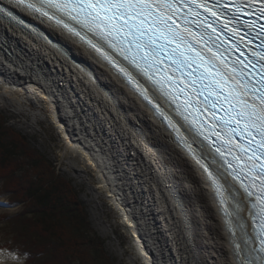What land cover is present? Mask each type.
Masks as SVG:
<instances>
[{"label":"bare ground","instance_id":"6f19581e","mask_svg":"<svg viewBox=\"0 0 264 264\" xmlns=\"http://www.w3.org/2000/svg\"><path fill=\"white\" fill-rule=\"evenodd\" d=\"M10 7L31 28L0 19V96L48 108L67 151L94 170L95 194L107 193L144 263L237 264L210 181L159 117L79 38ZM11 261L0 255V264Z\"/></svg>","mask_w":264,"mask_h":264},{"label":"snow or ice","instance_id":"6c2138e0","mask_svg":"<svg viewBox=\"0 0 264 264\" xmlns=\"http://www.w3.org/2000/svg\"><path fill=\"white\" fill-rule=\"evenodd\" d=\"M14 3L37 18L54 20L118 68L152 105L156 115L168 122L213 185L237 264H264V39L259 46L261 50L253 52L257 57L252 64L255 74L246 72L247 65L239 57L226 67L220 52L213 53L219 40L213 36L216 32L213 24L220 17H227L220 25L221 33L228 29L232 36L242 40V25L251 28L252 22L241 21V13L247 9L249 15L259 13L258 19H264V0H14ZM209 14L212 22H208ZM0 19L26 27L2 7ZM260 29L264 31V24H260ZM239 40L236 45L230 44L232 51H240ZM198 81L201 88L195 87ZM202 89L208 94L203 95ZM210 97L212 109L218 102L221 105L223 115L218 118L207 107ZM166 107L187 125L191 141ZM205 113L214 121L213 126L220 129L215 132L216 139L205 134L202 124H197L196 117ZM209 155L215 168L209 167ZM230 155L232 158L228 159Z\"/></svg>","mask_w":264,"mask_h":264},{"label":"trees","instance_id":"16d2710c","mask_svg":"<svg viewBox=\"0 0 264 264\" xmlns=\"http://www.w3.org/2000/svg\"><path fill=\"white\" fill-rule=\"evenodd\" d=\"M0 182L22 207L0 215V225L26 264H115L72 181L1 115Z\"/></svg>","mask_w":264,"mask_h":264},{"label":"rangeland","instance_id":"374dc122","mask_svg":"<svg viewBox=\"0 0 264 264\" xmlns=\"http://www.w3.org/2000/svg\"><path fill=\"white\" fill-rule=\"evenodd\" d=\"M0 115L8 126L25 134L34 146L45 153L58 173L72 181L87 207L92 229L104 240L106 251L115 259V264H145L138 255L130 229L111 204L107 193L95 194L98 178L94 170L81 155L67 151V144L59 127L53 123L48 108L41 109L27 97L19 104L0 96ZM21 210V205L11 203L9 196L3 193L0 182V215H15ZM0 255L11 259L12 264H26L25 258L10 248V241L1 225Z\"/></svg>","mask_w":264,"mask_h":264}]
</instances>
